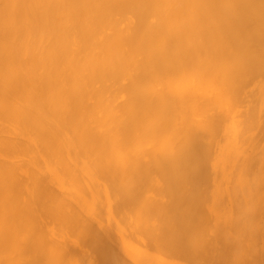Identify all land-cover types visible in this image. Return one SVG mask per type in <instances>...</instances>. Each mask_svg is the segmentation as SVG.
Returning <instances> with one entry per match:
<instances>
[{
    "label": "bare ground",
    "instance_id": "6f19581e",
    "mask_svg": "<svg viewBox=\"0 0 264 264\" xmlns=\"http://www.w3.org/2000/svg\"><path fill=\"white\" fill-rule=\"evenodd\" d=\"M227 185L261 208L264 0H0V264H216Z\"/></svg>",
    "mask_w": 264,
    "mask_h": 264
},
{
    "label": "rangeland",
    "instance_id": "374dc122",
    "mask_svg": "<svg viewBox=\"0 0 264 264\" xmlns=\"http://www.w3.org/2000/svg\"><path fill=\"white\" fill-rule=\"evenodd\" d=\"M230 187L234 186L227 185L226 187L221 188L220 194H223V199L221 200L219 210L222 211V205H224V210L225 204L229 207L225 211L226 215L221 218L223 220V223L221 220V225H219V229L222 231V234L219 235V242L217 241L216 247L213 245L212 242H210L213 238L212 233L209 232L210 234L208 233L206 235V238H210V243L207 244H211L212 246H214L213 248H210V253L212 249V252L215 251L214 253H211L212 256L215 255L216 252V255H223L219 262L217 259L216 264H264V200L261 202V208L253 211L251 210V205L255 203V201L249 200L245 198L244 195L239 193L235 194L233 192L234 195L231 194ZM216 188L218 187L216 186ZM236 197L238 198V200ZM239 209H245L248 214L252 212L256 213V221L254 222V219H247V217L241 215L239 213ZM255 227L257 228V232ZM223 230H226V232L224 233ZM253 235H255L254 237L257 239L256 242L254 241L255 239ZM218 246H221V249L217 248ZM203 250L204 248L201 251ZM260 250H263V253ZM211 259L214 260L213 257ZM213 260H210L209 263H206L215 264V261L212 262Z\"/></svg>",
    "mask_w": 264,
    "mask_h": 264
}]
</instances>
